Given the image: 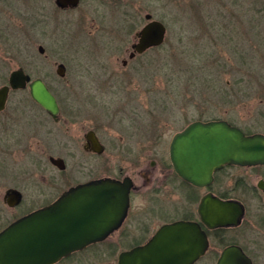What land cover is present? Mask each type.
Segmentation results:
<instances>
[{
  "label": "rangeland",
  "instance_id": "374dc122",
  "mask_svg": "<svg viewBox=\"0 0 264 264\" xmlns=\"http://www.w3.org/2000/svg\"><path fill=\"white\" fill-rule=\"evenodd\" d=\"M27 1L30 3L22 7L30 13L36 11L34 2ZM131 7L134 31L147 21L146 12L165 23L166 39L159 47L124 66L122 59L128 58L135 40L132 33L124 31V24L119 28L127 9L107 0H84L80 11L61 15L76 20L82 13L80 25L69 26L67 20L60 22V14H54L46 60L39 57L38 40L35 42L33 35L9 31L0 86L8 82L13 69L23 66L32 79L42 78L61 96L70 95L78 101L85 89L98 86L106 90L98 95L114 97L116 104L122 97L123 102L139 108L138 130L144 123L149 128V161L175 132L194 119L254 121L255 112L262 111L264 105L258 98L264 97V0H133ZM59 62L66 65L63 76L56 71ZM107 80H113L115 86L104 83ZM131 96L132 102L127 100ZM145 106L148 115H141ZM12 112L20 121L25 141L32 140L38 147L35 150L41 152L17 165L0 166V200L8 186H17L27 202L43 205L50 202L45 195L51 184L57 183L58 194L66 187L62 183L90 174H113L119 164L115 160L122 158L120 151L107 152L101 160L109 157V168H98L99 160L85 155L79 142L73 141L79 140L81 121H73L63 132L49 129L46 110L32 100L29 88L10 92L5 113ZM129 122L122 120L121 125L111 127L126 128ZM59 138L70 141L69 150L63 151ZM46 151L66 154L65 171L53 167ZM30 195L38 197L30 199Z\"/></svg>",
  "mask_w": 264,
  "mask_h": 264
},
{
  "label": "flooded vegetation",
  "instance_id": "af4514ba",
  "mask_svg": "<svg viewBox=\"0 0 264 264\" xmlns=\"http://www.w3.org/2000/svg\"><path fill=\"white\" fill-rule=\"evenodd\" d=\"M30 1L34 2L37 7L36 11L31 13L22 7L30 3L27 0H0V67L4 65L9 31L17 30L23 34L28 35L27 32H29L31 36L33 35L35 42L38 40L36 44L39 57L46 60L49 57L47 41L54 33L52 25L54 14H60V22L67 20L71 23L69 26L80 25L79 22L83 19L82 13L76 20L65 19L61 15H71L75 11H80L84 0ZM107 1L116 5L120 4L127 9L125 18H123L125 21L119 25V28L121 29L124 24V31L127 34L132 33L135 38L131 43L128 58L122 59L124 66L149 49L160 46H152L143 52L135 50L134 44L139 40V32L149 19L145 17L147 21L134 31L131 14L133 0ZM49 3L51 5L48 7ZM4 7L11 9L12 12L4 10ZM114 14L116 16V12ZM152 18H154L153 15ZM12 19L16 26L13 25ZM26 19H29L27 20L29 22L23 23ZM69 26L63 25L66 28ZM132 52L134 55L130 56ZM104 83L109 84L110 87L115 86L113 80H107ZM98 88L94 86L92 89H85L78 101L73 96H61L51 90L56 97L59 110L56 117L46 110L48 126L49 129L59 128L58 132H63L61 130L66 131L73 121L80 120L82 131L79 134V140L74 139L73 141L79 142L78 146L85 155L99 160L98 168L100 166L109 168L107 163L109 157L103 158V162L101 160L105 153L120 151L122 158L115 160L119 164L115 165L114 173L90 174L62 183L66 187L58 194H56L57 187H54L57 183L52 182L53 184L45 195V199L50 202L40 206H36L33 201L27 202L24 192L17 186H8L1 193L2 200H0V237L4 238V246L8 244L2 249L4 255L0 254V264L7 262L10 264L16 259H24L25 264H32L31 259L28 261L30 257L20 255L27 250L26 248L16 249L11 245V241H8V238L16 236L15 233L9 231L13 222L55 201L72 186L106 178L113 179L116 189L121 191L113 193V195H121L114 200L115 207L112 209L114 228L104 238L63 253L45 264H119L122 253L146 244L161 226L177 220L197 222L206 234L207 247L193 264H217L226 251L229 252L225 256L227 264L230 262L233 264H264V160L252 163L225 162L213 172L211 182L197 185L180 176L174 167L170 152L174 135L196 120H226L231 125L239 127L246 135L256 133L264 135V105L260 109L262 111L255 112L253 122L239 123L232 118L225 117L194 119L175 132L169 143L162 146V151L149 161L147 160L150 147L147 133L149 128L144 123L139 125L141 131L138 130L137 123L140 113L137 105H129L128 101L123 102L122 97H118L120 101L116 104L112 101L114 97L98 95L99 91H106ZM12 90L19 89H10L9 95ZM258 91L261 93L260 88ZM9 95L4 106L0 108V166L5 167L30 160L34 153L41 152V150H37L38 152L35 150L38 147L33 146L32 140L25 141L20 131V121L15 116L16 113H5ZM258 98L260 104H264V97L258 96ZM128 99L131 101L133 96ZM33 101L38 104L35 100ZM147 110L148 107L145 106L141 115L147 114ZM122 120H130L131 123L129 122L126 128L111 127L112 124L121 125ZM93 139L97 142L95 146H93ZM57 142L64 149L63 151L69 150L71 143L68 139L59 138ZM46 155L53 167L59 171H65L66 154L54 155L46 151ZM52 158L58 161L61 159L65 165L64 168L55 164ZM94 167L98 169L97 163ZM126 188L128 189L127 198L124 197L123 192ZM11 189L21 191L19 202L13 204L9 202L8 199L12 198L13 194ZM37 197L30 195V199ZM215 205L218 207L215 208ZM201 206L204 207V216L200 212ZM219 213L222 214L220 216L222 220L215 216ZM13 252L19 253L20 257H15ZM32 258H36V262L39 260L37 257Z\"/></svg>",
  "mask_w": 264,
  "mask_h": 264
},
{
  "label": "water",
  "instance_id": "95a60500",
  "mask_svg": "<svg viewBox=\"0 0 264 264\" xmlns=\"http://www.w3.org/2000/svg\"><path fill=\"white\" fill-rule=\"evenodd\" d=\"M145 17L149 21L140 30L139 40L134 44L138 52L162 44L167 34V26L163 21L152 18L150 12ZM133 55L134 52L130 54ZM56 71L63 76L65 64L59 63ZM26 87L31 97L56 117L59 107L49 86L40 77L32 79L22 67L13 69L8 82L0 86V108L4 106L10 89ZM96 143L93 139V146ZM170 152L180 176L191 183L203 185L212 181L213 172L225 162L252 163L264 160V135H246L226 120H196L174 135ZM52 160L64 168L61 159ZM11 191L13 194L9 202H19L21 191ZM115 192L121 191L116 189V183L111 178L72 186L55 201L13 222L9 231L16 236L8 238V241L16 249L26 248L20 255L30 257L28 261L32 260V264H45L63 253L102 239L115 226L112 209L115 207L114 200L121 196L113 195ZM123 192L127 198L128 189ZM200 212L203 215L204 207L201 206ZM221 215L215 216L220 219ZM3 240L1 236V255H4L2 249L8 245L4 246ZM206 247V234L197 222L177 220L161 226L146 244L122 253L119 264H193ZM12 254L20 257L17 252ZM227 254L229 252L226 251L217 264H227ZM32 257L39 260L36 262V258ZM20 262L25 264L26 260L16 259L10 264Z\"/></svg>",
  "mask_w": 264,
  "mask_h": 264
}]
</instances>
